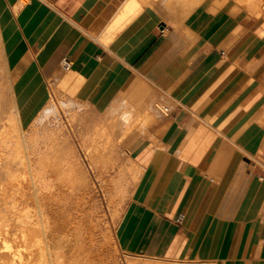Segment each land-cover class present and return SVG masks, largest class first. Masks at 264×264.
Returning a JSON list of instances; mask_svg holds the SVG:
<instances>
[{"label": "crops", "instance_id": "crops-1", "mask_svg": "<svg viewBox=\"0 0 264 264\" xmlns=\"http://www.w3.org/2000/svg\"><path fill=\"white\" fill-rule=\"evenodd\" d=\"M161 4L0 0L16 99L35 114L67 83L92 135L124 140L140 171L115 229L124 256L264 264V33L212 5L170 25Z\"/></svg>", "mask_w": 264, "mask_h": 264}, {"label": "rangeland", "instance_id": "rangeland-1", "mask_svg": "<svg viewBox=\"0 0 264 264\" xmlns=\"http://www.w3.org/2000/svg\"><path fill=\"white\" fill-rule=\"evenodd\" d=\"M164 2L162 0L161 4L163 14L166 17L164 21L172 25L173 22L170 19L176 22L178 19L174 17L177 15L175 13L169 14ZM180 3L185 5L184 1ZM191 4L193 6L190 9L188 8L187 12L183 5H181V9L179 7L178 11H182L179 12L181 16H188L189 13L193 12L198 14L203 12L209 4H213L210 8L211 13L223 12L225 10L233 18L240 17L245 23L260 26V32L264 33V0H200L198 2L194 1ZM218 4L221 6H218ZM0 82L7 99L3 105V109H0V123L2 121L5 123L3 126V123L1 124L4 129L0 126V137L5 138L4 140L8 144V148L13 151L10 155L9 163L5 167L7 171L4 172V175L8 174L9 170L19 179L29 176L30 180L39 182V188L33 189L36 196L56 198V203L62 202L63 204H65L70 196H73L78 201L75 200L76 202L74 201L73 204H76V206L78 204L80 212L84 214L93 212V226H95L93 230L97 228V232L94 231L95 246L98 250L97 264H128L131 259L146 264H177L160 259L127 257L118 249L115 239V229L132 198L140 175L137 167L128 157L126 147L123 145L124 140L120 142L115 140L113 143L110 138L104 137L100 141L101 145H86V141L88 143L93 137L96 138L95 136L98 135V131H95L94 136H90L92 135V128L99 121L97 122V119H94L85 109L81 112L78 105L72 106L69 103V100H71L69 98L70 93L62 86V89L54 90V93H52V96L42 108L35 112V114H30V112L27 113L30 109H22V104H20L22 100L18 102L16 99L18 90L16 85L12 84L9 73L4 74L0 78ZM50 104L54 106L55 110L50 112L49 108H47L43 112L44 108ZM18 113L21 119V128L19 126L20 122H18ZM80 113L82 121L78 124L76 123V118L78 114L80 116ZM162 113H166L165 108L162 109ZM5 121L8 122L6 123ZM261 125L264 127V122ZM8 126H14L15 130L11 128L14 132ZM6 127H8L7 129H9L12 135L13 133L14 135H18L16 139L14 136L13 139L15 141L9 138L13 136H9L10 133L7 130V132L5 131ZM3 133L9 134L6 135L8 139ZM20 140L24 141V143L20 142ZM101 148H104L105 152L101 156L99 155V158L98 152H100ZM258 155L264 159V148L260 149ZM55 166H58L59 169H51ZM258 166L264 172V165L258 164ZM24 168L27 169L24 170ZM81 171H84L86 175L84 179L90 186L88 190H86L84 181L82 183L79 182L81 180L79 179ZM18 192L21 193L20 190ZM11 198V207L20 202V199L14 201V198H19V194L17 193ZM41 212L42 209L39 207H29L22 212L20 211L18 213L20 216L18 215L19 218H17V222L15 221L17 224L15 229L24 232L34 230L37 223H41L43 218ZM1 221L0 224L3 226L0 225V227H4L3 221ZM10 225V222L6 223L5 229L9 230ZM110 236L113 237L112 242L114 243L108 240ZM0 237L3 239L5 236L1 234Z\"/></svg>", "mask_w": 264, "mask_h": 264}, {"label": "bare ground", "instance_id": "bare-ground-1", "mask_svg": "<svg viewBox=\"0 0 264 264\" xmlns=\"http://www.w3.org/2000/svg\"><path fill=\"white\" fill-rule=\"evenodd\" d=\"M181 1H184L185 5L181 4L180 3ZM194 1L198 2L200 0H165V2L163 0V2L166 3L165 8L168 10V13L169 14H172V13L177 14V12H178L177 15L180 17H182V16L179 12H182V11H178L179 7L181 9V5H183L186 8V12H187L188 8L189 9L192 8L193 4H191V3H193ZM22 2L26 3V0H22ZM255 2H257V1H255ZM218 6H221V5L218 4ZM184 7H182V8H184ZM261 10H262V8H261ZM0 11H1V8H0ZM189 14H191V13H189ZM5 33L7 34V32H5ZM3 36L5 37V35H2L1 29H0V78L4 74L6 75V74L10 73V70H9L10 67L8 66L9 61L7 62V59H6L7 55L5 54L4 47H3V39H4ZM5 50H7V49H5ZM70 83L71 82H69V84ZM62 86L64 88H66L67 83L63 84ZM7 88H8V86H7ZM2 89H3V87L1 86V82H0V109H3V105L7 100ZM8 104H10V103H8ZM7 106H6V108H7ZM54 110H55L54 106L50 105L49 111L52 112ZM18 116H19V114H18ZM8 121H5V122L7 123ZM18 122H20L19 126L21 128L20 117H19ZM2 123H3V121H2ZM2 123H0V126ZM4 124L5 123H3L2 126ZM10 124H9V126H10ZM8 127L5 128V131L7 130L9 132V129H7ZM13 127L14 126L9 127V128L11 129ZM2 129H4V127H2ZM97 133H98V135L95 136L96 138L93 137L94 134L92 136L90 135L91 137H93V139L88 143L86 141L85 142L86 145H88V146L101 145L100 141L104 137H108L107 131H105V130H99ZM4 135L7 138L6 135H9V134L6 133ZM9 136H13V137H9L12 139L15 136V139H16V136H18V135H14V133L12 135V133H10ZM84 138H86V137H84ZM108 138H110V137H108ZM4 139H3V137H0V214H1L0 221L2 220L3 222L2 221L1 222L4 224V227H0L1 228L0 236H1V234L3 236H5L3 239L0 237V239H2V241H0V244H1L0 245V264H97L96 261H97V257H98V252H97L98 250H97V247L95 246L96 240L94 241V235H95L94 231L97 232V230H96L97 228L95 230H93L94 229L93 227H95V226H93V224H94L93 212L86 213V214H84L83 212H80V210H79L80 207H78V204H77V206H76V204H73L74 201L76 200L73 198V196H70L66 200L67 203L65 202V204H63L62 202L56 203V201H55L56 198H49V196L48 197H44V196L40 197V195L36 196L33 189H35L39 186V182H37L35 180H30L29 176H25L24 179H19V178L15 177L9 170H8V174L4 175V172L7 171V169L5 167L9 163L10 155L13 152L10 148H8V144L5 142ZM20 142L24 143V141H21V140H20ZM104 152H105L104 148H101L100 152H98L99 153L98 156L99 155L101 156V154ZM63 153H64V151H63ZM100 156H99V158H100ZM97 161H98V159H97ZM26 167H27V165H26ZM75 167H76V165H75ZM26 169L27 168H24V170H26ZM30 169H28V170H30ZM51 169L58 170L59 167L55 166ZM25 172H27V171H25ZM85 176L86 175H85L84 171H81V174L79 176V179H81V180H79V182L82 183L84 181L86 190H88V188L90 186L88 185V182H86V180L84 179ZM18 190H20L21 193H19ZM31 190H32V192H31ZM81 191H82V189H81ZM16 193L19 194V198H14V201L20 199V202H19L20 204L18 203L17 205H14L11 207L10 203L12 201H10V199H12L11 197L13 195H15ZM29 207H32V208H38L39 207L42 209L41 214H42L43 218L41 220V223H37V226H35L34 230H32V231L24 232V231H20L19 229H18L19 231H17L15 229V227L17 226L15 221L20 216L18 213H20V211L22 212V211L28 209ZM24 220H26V219H24ZM9 222L11 223L10 229L6 230L5 225H6V223H9ZM0 225H2V224H0ZM97 227H98V225H97ZM108 234H110V233H108ZM108 240H110V242H112L113 237L110 236ZM112 243H114V242H112ZM128 264H146V263H142V262L136 261L135 259L134 260L131 259V260H129Z\"/></svg>", "mask_w": 264, "mask_h": 264}, {"label": "built area", "instance_id": "built-area-1", "mask_svg": "<svg viewBox=\"0 0 264 264\" xmlns=\"http://www.w3.org/2000/svg\"><path fill=\"white\" fill-rule=\"evenodd\" d=\"M26 2H27V0H26ZM64 68H65V69H69V68H70V64H69L68 61H65V63H64Z\"/></svg>", "mask_w": 264, "mask_h": 264}]
</instances>
